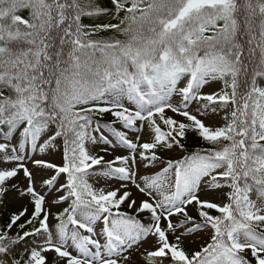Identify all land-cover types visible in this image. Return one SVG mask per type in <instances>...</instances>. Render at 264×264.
I'll list each match as a JSON object with an SVG mask.
<instances>
[{
    "label": "snow or ice",
    "instance_id": "snow-or-ice-1",
    "mask_svg": "<svg viewBox=\"0 0 264 264\" xmlns=\"http://www.w3.org/2000/svg\"><path fill=\"white\" fill-rule=\"evenodd\" d=\"M8 195L0 264H264V0H0Z\"/></svg>",
    "mask_w": 264,
    "mask_h": 264
},
{
    "label": "trees",
    "instance_id": "trees-1",
    "mask_svg": "<svg viewBox=\"0 0 264 264\" xmlns=\"http://www.w3.org/2000/svg\"><path fill=\"white\" fill-rule=\"evenodd\" d=\"M85 22H88L87 18H85ZM194 143L195 142L192 140L189 141L190 146ZM14 198V195H8L4 205L0 206V223H3V221L7 218L9 211H14L18 209V207L12 203Z\"/></svg>",
    "mask_w": 264,
    "mask_h": 264
},
{
    "label": "rangeland",
    "instance_id": "rangeland-1",
    "mask_svg": "<svg viewBox=\"0 0 264 264\" xmlns=\"http://www.w3.org/2000/svg\"><path fill=\"white\" fill-rule=\"evenodd\" d=\"M55 159H56L57 162H59V161H58V158H55ZM16 199H17V198L15 197V198L13 199L12 203H13L14 205H16V206L19 208V206H20V205H19V202L14 203V201H16ZM199 242H200V241L197 239L196 244L194 245V244H192V243L189 241V242L186 243L185 246H186V247H189V248H191V247H196V246L199 244Z\"/></svg>",
    "mask_w": 264,
    "mask_h": 264
}]
</instances>
